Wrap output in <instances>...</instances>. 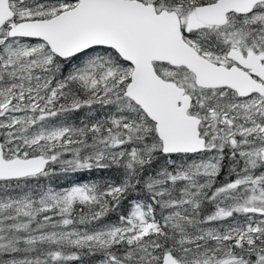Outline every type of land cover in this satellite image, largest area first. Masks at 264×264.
Here are the masks:
<instances>
[{"label":"snow or ice","instance_id":"1","mask_svg":"<svg viewBox=\"0 0 264 264\" xmlns=\"http://www.w3.org/2000/svg\"><path fill=\"white\" fill-rule=\"evenodd\" d=\"M0 264H264V0H0Z\"/></svg>","mask_w":264,"mask_h":264},{"label":"trees","instance_id":"2","mask_svg":"<svg viewBox=\"0 0 264 264\" xmlns=\"http://www.w3.org/2000/svg\"><path fill=\"white\" fill-rule=\"evenodd\" d=\"M78 175H82L84 177H89L90 174L86 172V173L78 174ZM91 176H92V178H97V174L96 173L91 174ZM69 178L70 179H74V177H69ZM60 179L64 180V182H59V184H60L59 186H67V181L64 178H60Z\"/></svg>","mask_w":264,"mask_h":264},{"label":"rangeland","instance_id":"3","mask_svg":"<svg viewBox=\"0 0 264 264\" xmlns=\"http://www.w3.org/2000/svg\"><path fill=\"white\" fill-rule=\"evenodd\" d=\"M86 114V111L85 110H82L80 113H78V114H76L78 117H82V116H84ZM77 122H78V120H77ZM59 182H64V180H62V179H59V180H57V179H53L52 180V186L53 187H56V186H58V185H60L59 184Z\"/></svg>","mask_w":264,"mask_h":264}]
</instances>
